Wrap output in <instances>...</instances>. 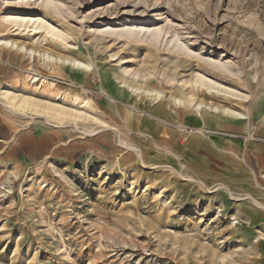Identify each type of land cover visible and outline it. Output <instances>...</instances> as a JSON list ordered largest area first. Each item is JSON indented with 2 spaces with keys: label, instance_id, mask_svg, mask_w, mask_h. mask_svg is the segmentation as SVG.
I'll use <instances>...</instances> for the list:
<instances>
[{
  "label": "rangeland",
  "instance_id": "obj_1",
  "mask_svg": "<svg viewBox=\"0 0 264 264\" xmlns=\"http://www.w3.org/2000/svg\"><path fill=\"white\" fill-rule=\"evenodd\" d=\"M0 40V264H264V0H0Z\"/></svg>",
  "mask_w": 264,
  "mask_h": 264
},
{
  "label": "bare ground",
  "instance_id": "obj_2",
  "mask_svg": "<svg viewBox=\"0 0 264 264\" xmlns=\"http://www.w3.org/2000/svg\"><path fill=\"white\" fill-rule=\"evenodd\" d=\"M49 4V3H48ZM7 17V16H6ZM9 18V21L12 23V24H14L15 26H17L18 27V29L20 30V29H28V27H29V24L30 23H32V25H33V27H34V31H36V30H41V29H45V31L47 32V34L48 35H50L52 38H56V37H61V35H60V33L55 29V28H53L52 26H43V24H41V22H39V20L38 19H30V18H28V17H20V18H14V17H8ZM12 20V21H11ZM138 30H140V29H138ZM143 31V30H142ZM150 31V30H149ZM148 31V32H149ZM140 32V31H139ZM131 34H134V32L133 31H131ZM150 34V33H149ZM160 35H161V32H160V30L159 31H156V33H155V37H156V39L158 38V39H160L159 37H160ZM177 42V41H176ZM2 43H6V44H10L9 42H3V41H1L0 40V44H2ZM29 54H31V55H33V57H34V55L36 54V53H34V52H29ZM44 55V54H43ZM47 58L49 59V60H52V57H49V56H47ZM74 65H76V66H79L80 68H89L90 66L89 65H87V64H84V63H79V62H74L73 63ZM78 67V68H79ZM36 81H38L37 79H36ZM5 95H7L8 93H4ZM112 98V97H111ZM78 99V98H77ZM8 100V99H7ZM89 103L90 102H88V103H86V105L85 106H88L89 105ZM12 105H15V104H12ZM79 105V104H78ZM84 106V107H85ZM198 107V106H197ZM200 107V106H199ZM198 111H199V109H198Z\"/></svg>",
  "mask_w": 264,
  "mask_h": 264
},
{
  "label": "built area",
  "instance_id": "obj_3",
  "mask_svg": "<svg viewBox=\"0 0 264 264\" xmlns=\"http://www.w3.org/2000/svg\"><path fill=\"white\" fill-rule=\"evenodd\" d=\"M13 69H15V70H18V68H16V67H12Z\"/></svg>",
  "mask_w": 264,
  "mask_h": 264
}]
</instances>
